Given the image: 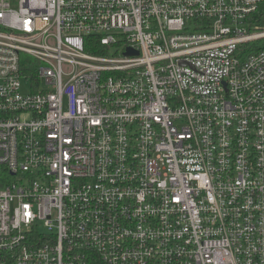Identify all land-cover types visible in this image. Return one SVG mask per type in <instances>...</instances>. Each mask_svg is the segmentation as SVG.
Wrapping results in <instances>:
<instances>
[{"label": "built area", "instance_id": "obj_1", "mask_svg": "<svg viewBox=\"0 0 264 264\" xmlns=\"http://www.w3.org/2000/svg\"><path fill=\"white\" fill-rule=\"evenodd\" d=\"M263 18L0 0V264H264Z\"/></svg>", "mask_w": 264, "mask_h": 264}, {"label": "rangeland", "instance_id": "obj_2", "mask_svg": "<svg viewBox=\"0 0 264 264\" xmlns=\"http://www.w3.org/2000/svg\"><path fill=\"white\" fill-rule=\"evenodd\" d=\"M259 27H260V28H264V18H263L262 21L259 23ZM118 50H120V49L112 48V49L110 50V55L115 54L116 51H118ZM22 85H23V90H28V84H24V83H22Z\"/></svg>", "mask_w": 264, "mask_h": 264}, {"label": "water", "instance_id": "obj_3", "mask_svg": "<svg viewBox=\"0 0 264 264\" xmlns=\"http://www.w3.org/2000/svg\"><path fill=\"white\" fill-rule=\"evenodd\" d=\"M125 55H126V56H135V55H137V53L131 51L130 49H128L127 52L125 53Z\"/></svg>", "mask_w": 264, "mask_h": 264}, {"label": "trees", "instance_id": "obj_4", "mask_svg": "<svg viewBox=\"0 0 264 264\" xmlns=\"http://www.w3.org/2000/svg\"><path fill=\"white\" fill-rule=\"evenodd\" d=\"M263 10V8H261V11Z\"/></svg>", "mask_w": 264, "mask_h": 264}]
</instances>
